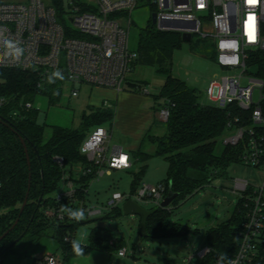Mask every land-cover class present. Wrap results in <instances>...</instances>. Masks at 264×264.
<instances>
[{
	"label": "built area",
	"instance_id": "2783aa9c",
	"mask_svg": "<svg viewBox=\"0 0 264 264\" xmlns=\"http://www.w3.org/2000/svg\"><path fill=\"white\" fill-rule=\"evenodd\" d=\"M147 3L151 21L156 13L154 25L158 29L178 31L181 35L196 34L200 39L213 42L216 62L228 73L208 83L205 90L211 104L223 109L235 106L247 114L243 120L238 116L229 120L224 142L241 144V162L264 170V78L249 72L251 54L264 50V0L255 3L249 0L0 2V67L32 70L44 79L55 76L53 72L59 70L63 80L72 84L73 97L79 96L76 85L83 84L121 91L127 73L137 60V51L130 49V27L134 21L131 13L139 4ZM6 40L16 42L23 49V55L13 57L7 50ZM136 89L149 94L148 88L142 85ZM6 102L5 97H0V109ZM25 107L32 108L33 103L27 102ZM159 116L168 120L170 108L161 106ZM241 120L249 124H241ZM80 150L98 168L92 182L111 174L112 169L132 166L130 154L122 147L114 145L111 149L104 125L89 132ZM122 158H126L123 163ZM53 159L59 166H65L64 157L55 155ZM91 171L92 167H88L80 173L87 175ZM80 173L77 177L68 174L63 177L62 186L54 195L63 206L47 207L44 214L48 219L81 223L82 220L70 218L68 212L83 210V220L103 217L130 199L140 204L152 201L157 206L168 194L164 182L156 185L142 182L134 194L114 192L106 204L92 205L77 196L81 189L77 182ZM2 188L0 176V192ZM234 192L241 201V244L231 257L217 255L210 264H248L256 258L264 259V183L254 186L247 179L235 178ZM67 239L74 236L69 235ZM212 253L215 249L206 244L196 255L203 260ZM118 254L126 256L127 248H120ZM0 264L5 263L0 259ZM31 264H63V257L57 252L39 253Z\"/></svg>",
	"mask_w": 264,
	"mask_h": 264
},
{
	"label": "trees",
	"instance_id": "16d2710c",
	"mask_svg": "<svg viewBox=\"0 0 264 264\" xmlns=\"http://www.w3.org/2000/svg\"><path fill=\"white\" fill-rule=\"evenodd\" d=\"M138 35L136 61L156 65L157 70L166 75V80L159 93L154 95V99L156 102L164 100V105L170 108V116L166 121L167 132L161 136L148 133L143 145L147 141L152 142L156 145L153 154L162 156L167 161V176L161 182L167 184V193L170 185L178 193L171 204L177 206L198 189L224 174L229 165L241 162V144L231 145L224 142L222 149L218 150V143L221 138L225 140L227 137L229 120L234 116L243 120L247 114L235 106L223 109L204 103L198 88L172 74L173 53L182 44L180 32L160 30L150 20L139 29ZM249 64L257 68L256 75L264 78V50L252 53ZM49 78L52 83H49ZM64 83L63 79L56 76L44 79L32 70L0 67V97L7 99L0 109V176L3 182L0 192V236L19 218L18 223L0 240L1 260L23 241L29 246H40L46 241L56 243L57 250L62 253L63 264H69L72 257L77 255L73 250V243L77 241L75 238L68 240L67 237H72V231L80 223L50 220L45 216L44 210L49 206H63V203L56 201L54 195L61 188L66 174L74 177L75 170L80 173L82 169L92 167L90 173H80L81 176L77 179L81 188L78 198L88 199L89 191L86 190L96 177L98 168L81 153L80 147L94 127L107 124L113 126L115 109L104 106L94 108L89 105L82 115L78 129L53 126V133L46 140L45 125L37 120L38 110L34 107L26 108L25 104L33 102L38 95L47 96L50 103L59 102ZM131 85L135 88L141 86ZM242 120L241 124H249ZM21 138L27 144L30 165ZM143 145L132 155L133 160L142 162L139 170L133 172L130 190L132 194L141 186L142 176L148 167L147 162L152 156L144 150ZM55 155L64 157V167L54 161ZM28 190V201L21 212ZM240 206L239 199L227 220L208 229L206 244L212 246L215 253L201 260V264H210L217 255L229 258L238 251L241 244ZM172 210L173 207H160L148 218L147 237H187L190 226L171 221ZM120 212L122 209L118 206L103 218ZM89 238L88 243H79L84 249L82 255L90 250L111 251L124 247L123 239L103 226L93 228ZM248 264H264V259L256 258Z\"/></svg>",
	"mask_w": 264,
	"mask_h": 264
},
{
	"label": "rangeland",
	"instance_id": "374dc122",
	"mask_svg": "<svg viewBox=\"0 0 264 264\" xmlns=\"http://www.w3.org/2000/svg\"><path fill=\"white\" fill-rule=\"evenodd\" d=\"M131 16L138 25L132 24L130 27V49L137 51L139 29L146 26L151 19L149 3L139 4L132 11ZM126 27H128L127 24ZM157 69L156 65H146L136 61L132 65L131 71L127 73L123 88L119 93L135 97L130 109L133 110L137 123L134 126L130 124L129 127L132 130L134 128L135 131L140 130L142 121L137 119L144 116V111H151L155 121L152 134L161 136L167 132V120H162L159 116V107L163 106L165 101L156 102L154 95L159 93L166 80V75ZM249 72L256 75L257 68L252 66ZM227 73L228 71L216 62L213 42L200 39L196 34L189 41L182 39L181 46L173 53L172 74L185 80L190 86L198 88L202 101L206 104L212 103L205 90L210 80ZM131 83L148 88L149 94L140 92ZM76 88L79 89V96L73 97L71 95L72 84L65 82L59 102L50 103L49 98L44 95H38L32 102L33 107L38 110V122L45 125L44 138L46 140L52 135L53 126L78 129L84 111L88 110L91 104L98 105H92L94 108L114 107L116 119L118 102L122 100V95L121 100L116 95L115 100L108 101V99L117 90L84 84L76 85ZM139 98L143 100L141 101ZM155 107H158V114H154ZM106 128L109 133L111 149L114 145L124 144L126 137H123L114 126L107 124ZM223 145L224 140L221 138L218 150H221ZM143 148L152 156L147 162L148 167L142 176V181L156 185L166 178L168 163L164 157L153 154L156 145L152 142H145ZM141 165V161L133 160V166L130 169L113 170L111 175L100 176L90 185L87 203L103 205L107 203L114 192L130 193L133 172H137ZM77 176L78 172L75 170L74 177ZM235 178L247 179L252 185L259 186L264 183V170L244 162H234L227 167L224 174L198 189L192 196L181 201L177 206H169L173 207L171 221L190 226L187 237L142 238L140 217L136 214H125L123 212L124 203H120L122 209L120 214L77 224L72 235L78 243H88L91 230L97 226H103L123 239L127 255L119 256L118 249L111 251L90 250L85 255L73 256L69 264H201V259L196 254L206 245L208 229L227 220L238 203L239 195L234 192ZM142 206L150 209L156 204L148 201L143 202ZM3 212L4 210L1 211V213ZM56 247V243L52 241H46L40 246H29L26 241H23L17 245L14 251L4 257L3 262L5 264H31L39 253H61Z\"/></svg>",
	"mask_w": 264,
	"mask_h": 264
},
{
	"label": "crops",
	"instance_id": "0c3cea01",
	"mask_svg": "<svg viewBox=\"0 0 264 264\" xmlns=\"http://www.w3.org/2000/svg\"><path fill=\"white\" fill-rule=\"evenodd\" d=\"M22 1H26V0H0V2H22ZM119 92L120 91H116L115 94L113 93L111 96H109L108 101L115 100V95L118 99H120L122 94H120ZM134 98L135 97H133L132 95H127V94L122 95L121 97L122 100L120 99L121 101L118 102V111H117L116 119L113 124L115 129L118 130L122 134L123 137H126L124 144L118 145V146L122 147L124 151L128 152L131 158H132L133 153L137 151L143 145V141L146 138L147 134L152 133V128H153V125L155 124L154 117L152 115L153 112L144 111L143 112L144 116H141L140 119H137L139 121H142L140 122L141 129L135 131L134 128L132 130L129 127L130 124L134 126L137 123L136 117L133 115V110L130 109L131 105L134 102L133 101ZM140 99L141 101L143 100L142 98H139V100ZM91 105H95V104H91ZM95 106H98V105H95ZM154 110H155L154 114L156 113L158 114V107H155ZM130 168H127V169H130ZM127 169H112L111 174L113 170H127ZM111 174H108V175H111Z\"/></svg>",
	"mask_w": 264,
	"mask_h": 264
},
{
	"label": "water",
	"instance_id": "95a60500",
	"mask_svg": "<svg viewBox=\"0 0 264 264\" xmlns=\"http://www.w3.org/2000/svg\"><path fill=\"white\" fill-rule=\"evenodd\" d=\"M156 21H157L156 20V13H153V15H152V23L155 24ZM133 24L134 25H138L135 21H133ZM191 38H192L191 33H184L182 35V39L183 40L189 41V40H191ZM21 140H22V143L24 145L25 151L27 153V158H28L29 165H30V157H29V154H28L27 144H26L24 138H21ZM177 196H178V193L177 192H174L171 189V185H170V190H169L167 196L164 198V200L161 202L160 205H157V206H155L153 208L148 209V208L143 207L142 204H140L139 202H137V201H135L133 199H130V200H128V201H126L124 203V205H123V212L125 214H136V215H138L140 217V223H141L140 232H141V237L142 238H145L148 235V233H147V222H148V218L152 214H154L160 207H162V208H168L173 203V201L175 200V198ZM28 197H29V190H28L27 196H26V198L24 200V203H23V205L21 207V212L24 210V208H25V206L27 204ZM100 219H103V217H94V218H91V219L82 220L81 223L84 224V223H88V222H92V221L100 220ZM18 221H19V218L15 221L14 225L10 229H12L18 223ZM9 230L6 231L3 235L0 236V240H2L6 236V234L9 232Z\"/></svg>",
	"mask_w": 264,
	"mask_h": 264
},
{
	"label": "clouds",
	"instance_id": "9594fccd",
	"mask_svg": "<svg viewBox=\"0 0 264 264\" xmlns=\"http://www.w3.org/2000/svg\"><path fill=\"white\" fill-rule=\"evenodd\" d=\"M6 47L8 52H11L13 57H17V56H22L23 55V49L21 47H19L17 45L16 42L12 41V40H6L5 41ZM53 75H55L56 77H58L59 79H64L62 73L57 70L55 72H53ZM53 81L51 80V78H49V83H52ZM65 209H62V211H64ZM70 218H73L77 221H81L84 219V212L83 210H72L70 212H68ZM73 250L77 255H82L84 252V249L80 246V244L78 242H74L73 243Z\"/></svg>",
	"mask_w": 264,
	"mask_h": 264
},
{
	"label": "snow or ice",
	"instance_id": "6c2138e0",
	"mask_svg": "<svg viewBox=\"0 0 264 264\" xmlns=\"http://www.w3.org/2000/svg\"><path fill=\"white\" fill-rule=\"evenodd\" d=\"M255 2H256V0H249V3H255ZM125 159H126V158H122V159H121V163H123V162L125 161Z\"/></svg>",
	"mask_w": 264,
	"mask_h": 264
}]
</instances>
